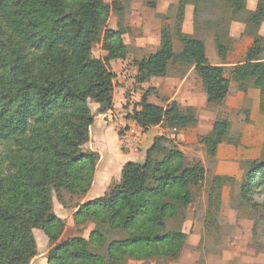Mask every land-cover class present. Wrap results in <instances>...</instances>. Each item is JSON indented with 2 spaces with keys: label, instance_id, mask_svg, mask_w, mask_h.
I'll return each mask as SVG.
<instances>
[{
  "label": "trees",
  "instance_id": "16d2710c",
  "mask_svg": "<svg viewBox=\"0 0 264 264\" xmlns=\"http://www.w3.org/2000/svg\"><path fill=\"white\" fill-rule=\"evenodd\" d=\"M189 1H179V13ZM226 4L233 14L246 8L245 0ZM121 6L122 1L103 0H0V264H30L37 254L34 231L52 246L46 264L176 260L185 247L186 235L168 224L186 220L184 211L192 203L193 189L206 183V170L200 162L186 161L180 150L168 148L165 136L154 140L143 163H126L120 182L108 193L78 207L73 215L76 225L95 222L88 239L56 245L64 220L53 213V196L61 205L66 196L84 197L94 180L99 157L83 147L94 123L90 103L111 108L115 74L109 64L128 53L123 42L127 29L104 27L111 12L123 11ZM247 22L253 25V42L244 62L230 67L228 77L223 65L209 63L203 41L183 34L177 24L174 35L162 26L156 52L134 62L136 83L165 77L172 63L193 67L207 104H222L233 81L243 94L259 92L264 116V35H258L264 2L258 1ZM174 38L179 52L174 50ZM215 42L224 61L226 41L216 36ZM99 43L105 56L94 58L92 49ZM151 91L129 115L138 126L144 130L196 126L193 108L182 110L175 102L167 107L151 104ZM229 130V121L218 119L207 135L198 138L209 158L216 157ZM244 166L248 169L240 189L248 200L252 192L264 188V159ZM229 180L233 178L213 177L208 205L214 195L219 202ZM111 236L115 239L110 241ZM94 249H104L105 254Z\"/></svg>",
  "mask_w": 264,
  "mask_h": 264
},
{
  "label": "rangeland",
  "instance_id": "374dc122",
  "mask_svg": "<svg viewBox=\"0 0 264 264\" xmlns=\"http://www.w3.org/2000/svg\"><path fill=\"white\" fill-rule=\"evenodd\" d=\"M121 1L122 10H126L125 13L121 14L118 12L121 14L120 16L118 13L111 12L115 16L110 13V18L104 27H115V24L117 27V21L118 27L119 25L123 28L128 26L133 27L132 25L138 27L140 21L137 20V17H144L142 10L146 11L148 9V11H152L157 7V0ZM175 1L176 4L170 5L165 15H157L156 18L160 20L163 26L168 28L171 35L175 34L177 24L182 25L181 27L186 25L187 27H192V29L190 28L192 35L202 40L205 44L206 57L209 63L211 65H223L225 68V76L228 77L230 67L240 64L245 60V54L253 42V36L251 34L254 31L253 25L247 22V17L249 13L255 10L258 1L264 2V0H245L246 8L238 14H233L230 11L226 0H191L184 6L181 13L178 11L180 0ZM186 12H188V16ZM145 16L148 17L149 15L145 14ZM186 18L188 19L186 20ZM129 35L134 37L136 31L131 32ZM258 35H264V23L260 25ZM216 36L221 37L227 44V55L224 61L220 60L217 54ZM173 42L174 50L179 52L181 46L176 38L173 39ZM151 45L153 44L151 43ZM104 55L105 52L102 51L101 44L94 45L92 56L94 58H103ZM179 66L177 63H172L169 68L170 75H176L177 72H180L181 70L178 69ZM230 90L231 94L229 98L226 97L227 101L225 99L222 104L209 105L200 86L199 93L196 96L197 105H205L194 111L195 116L200 113H210L215 120H221L225 115L230 123L227 144L231 146L230 149L233 146L237 149L236 151L247 155L249 158V160L239 161L240 170L245 172L248 167L244 165H247L248 162L264 159V116L260 113L259 109H256L252 96L247 98V96L243 97L241 94H238L239 91L237 90L236 82H230ZM140 95L126 94V99H128L127 106H136L139 103L136 101H139ZM241 96L243 97L242 99L238 98ZM149 100L154 104L164 107L168 100H170V97H162V95L156 93L153 89L150 93ZM237 104H241V107L238 109L235 107ZM90 107H92V103H90ZM220 107H223L221 110L223 109L224 114L217 113ZM231 108L232 110L229 111L228 109ZM182 109L185 110V108ZM109 110L103 111L102 113L110 112ZM109 121H113V117ZM211 122L208 119L202 121L201 128L203 135L209 133ZM167 139L168 143L165 145L168 148L174 147L178 149L175 140ZM150 140V138H147L145 142L141 143L140 150L133 160L138 163H143L145 152L150 146ZM114 141L118 142L114 130H110L109 133L105 134L103 139L97 136L94 137V143L96 146L100 145L99 148H103L105 143V164L110 163L113 165V160H116V157L112 156V154L117 153L113 150L112 143ZM236 143L237 145H235ZM198 145L201 144L198 142ZM221 154L226 156L228 153L226 150H222ZM185 157L188 162L202 163L206 170V183L200 188L193 189L192 203L184 211L186 220L188 221L181 224L179 223V219H176L168 224L170 229L180 228L187 237V244L183 248L180 256L176 260L151 259L142 262H135L125 258L116 264H264V188L252 192L249 195V199L246 200L244 193L240 189L241 181L235 179L229 180L224 184L220 192L219 202L216 201V196L214 195L212 196L213 202L211 201L210 205H208L207 194L211 181L215 176L214 168L216 160L206 155L203 145L194 147ZM116 171L114 167H109L108 170H102L103 175L100 173L101 183H99L100 178H97L98 182L96 187L103 185L104 182H112V179L120 178V174L116 176L118 174ZM104 172H106L107 177L104 176ZM110 175L112 178L108 179ZM118 182H120V179ZM113 186L107 189V193ZM102 188L100 187L99 190ZM101 195L100 193H95V191L94 194L92 193V197ZM64 199L65 201L62 205L55 195L52 201L53 213L55 215L62 214L61 211L65 213L62 216L64 228L56 245L72 238L88 239L95 223L94 221H88L82 225H76L73 220V215L78 210V207L86 200L82 197H72L70 199L68 196ZM34 236L37 245V254L31 260L30 264H46V257L52 246L50 247L47 238L41 232L34 231ZM113 239H115V236L108 238L110 241ZM104 251V249H94L95 253L101 255L105 254Z\"/></svg>",
  "mask_w": 264,
  "mask_h": 264
},
{
  "label": "crops",
  "instance_id": "0c3cea01",
  "mask_svg": "<svg viewBox=\"0 0 264 264\" xmlns=\"http://www.w3.org/2000/svg\"><path fill=\"white\" fill-rule=\"evenodd\" d=\"M103 1L106 4H110L113 1H121V0H103ZM175 4H176L175 0H157L156 9L152 11H148V9H146V11L142 10V12L144 13V17L143 18L137 17V20L140 21V25L138 27H135L134 25H132L133 27L131 26L124 27L125 29H128L123 37V42L127 47L128 53L124 59L112 60L109 64L110 70L112 71V73L115 74V78L113 80L112 105L109 110L110 113L113 114L112 116L113 121H104L102 119V112H99L98 105L92 104V107H90L92 113L94 114V123L90 127L89 141L86 145H84L83 150L85 152L97 153L99 155L100 160L96 169V174L94 176V182L88 193L84 197H82L84 198V200H86V201L83 200L84 203L102 197L104 193H107V189L109 187L111 188L113 185H115V183H119L118 181L120 178L115 180L112 179V182H107V183L104 182L103 185L96 187L98 182L97 178H100V173L101 175H103L102 170H108L109 167H114L115 171L117 170L116 172L118 173L116 176L120 174L121 177L122 167L126 163L128 162L138 163L133 159L136 157L137 153L139 152L141 143L145 142L147 138L151 139L150 146L147 148V150L152 146L156 138L165 136L166 138L175 140V144L178 145V150H180L186 156L190 151H192L194 147L201 146L198 145V137L203 135V130L201 127H202V121L204 119H208L209 121H212L211 122L212 124H210L211 126L209 127V132L212 129V125L215 121L213 115L210 113L209 114L200 113L196 115L197 127L188 128L184 130H169L164 126L151 127L147 130H144L142 128L143 137L141 136V140L139 141L136 149H127L120 138V135L123 130V124L130 126L136 124L129 117V115H131L134 110L139 109L137 103L136 106L134 105L127 106L128 99H126V94H131L136 96L141 94L140 95L141 98V96L148 89L151 88L152 90L154 89L156 93L162 95V97H167V96L170 97V100H168V102L165 104L164 107H167L172 102H175L179 105L180 109L191 107L196 111V109H199V107H203V105H205V104L197 105L198 103L196 100V96L199 93L200 86L202 88V83H201V79L199 78L198 74L195 72L193 67L185 69L184 67L179 66L178 69L181 71L177 72L176 75L173 74L170 75V72L168 70L167 75L163 78H151L147 82L141 84L136 83L137 68L134 62L139 61L142 58L155 53L160 45V31L163 25L160 22V20L156 18V16L165 15L169 6ZM125 11H122L121 13L124 14ZM114 13H118V12H114ZM187 13L188 12H186V15L188 16ZM145 14L149 16L146 17ZM187 19L188 18H186V20ZM118 28H119L118 21H117V27L116 24L115 27H108V29L110 30H117ZM190 28L192 29V27H187V25L181 27V32L185 35L193 36L191 32L192 30L190 31ZM135 31H136V35H134V37H131L129 34ZM151 43L153 45H151ZM152 46L154 47L151 48ZM230 94H231V90L229 91V95L227 96V98H229ZM238 94H241L243 97L247 96V98L252 96V98L254 99L253 102L255 103L256 109L257 110L259 109V92L257 90H249L246 93V95L240 92H238ZM242 96L238 98L242 99L243 98ZM225 101H227V99ZM148 102L154 104L149 100V98H148ZM235 107L238 109L241 107V104H237ZM221 108L223 107H220L217 110L218 114L221 113L224 114L223 109L221 110ZM228 110L230 111L232 110V108ZM222 119L227 120L225 115ZM110 130H114L118 139V142L114 141L112 143L113 150L117 152L114 153L116 155L112 154L113 157H116V160H113L114 166L111 165L110 163L105 164V158H106L105 143L103 148H99L100 145L96 146L94 143L95 136L103 139L104 135L109 133ZM230 147L231 146H229L227 142H224L218 146L215 157L216 162H215L214 173L215 176L230 177L235 180L241 181L244 172L243 170L242 171L240 170L239 161L249 160V158L247 157V155L240 153L239 151H236L237 149L235 147L232 146V149H230ZM222 150H226L228 154L226 156L222 155L221 154ZM99 168L100 169L102 168V170H100ZM104 176L107 177L106 172H104ZM110 178H112L111 175L109 176L108 179ZM99 183H101V178L99 179ZM100 187L103 188L99 190ZM94 191L95 193H100L102 195L98 197L97 196L92 197V193L94 194ZM61 213L62 214L57 216L63 219L62 216L65 215V213L62 211ZM187 221L188 220H185L184 223ZM186 244H187V240H186Z\"/></svg>",
  "mask_w": 264,
  "mask_h": 264
},
{
  "label": "built area",
  "instance_id": "2783aa9c",
  "mask_svg": "<svg viewBox=\"0 0 264 264\" xmlns=\"http://www.w3.org/2000/svg\"><path fill=\"white\" fill-rule=\"evenodd\" d=\"M102 119L104 121L111 120L112 113H102ZM141 136L142 128L140 126H138L137 124L131 126L123 124V130L120 138L127 149H136L139 141L141 140Z\"/></svg>",
  "mask_w": 264,
  "mask_h": 264
},
{
  "label": "water",
  "instance_id": "95a60500",
  "mask_svg": "<svg viewBox=\"0 0 264 264\" xmlns=\"http://www.w3.org/2000/svg\"><path fill=\"white\" fill-rule=\"evenodd\" d=\"M108 104H102V105H100V107H99V112H103V111H106V110H108Z\"/></svg>",
  "mask_w": 264,
  "mask_h": 264
}]
</instances>
